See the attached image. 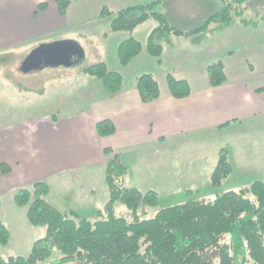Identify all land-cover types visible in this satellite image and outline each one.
Segmentation results:
<instances>
[{"label": "rangeland", "instance_id": "rangeland-1", "mask_svg": "<svg viewBox=\"0 0 264 264\" xmlns=\"http://www.w3.org/2000/svg\"><path fill=\"white\" fill-rule=\"evenodd\" d=\"M150 1L152 0H88V4L81 12L85 15L91 32L84 36L76 35L72 31L69 33L71 43L76 44L81 51L80 55L71 56L70 66L51 65L33 69L29 73H22L19 70L16 73L13 71V66L14 69L20 67L21 54L23 55L19 47L15 48L17 50L1 51L0 117H5L7 120L3 121L0 118V124L12 122L10 120L17 118H30L32 115L56 114L63 118L72 112L86 109L98 96L95 86L100 82L93 76L82 74L81 68L104 62L109 70L119 72L120 64H117L116 47L124 35L134 36L143 47L130 63V67L127 70H120L126 87L134 86L137 76L152 72L159 89L163 91L168 88L167 79L163 74L168 70L167 73L170 72L174 77H187L189 74L190 84L192 88H195L197 82L192 78L193 74L198 75V72L187 73L195 66L201 67L202 64L209 65L220 60L222 63H227L226 72L229 78L235 76L239 78L245 75L244 65L248 68L250 63L253 66V72L248 77L254 84L260 86L257 88L259 90L256 89L258 93L251 96V101L260 110L261 115L239 123L229 119L230 124L227 126L199 129L208 126L210 122L216 123L220 115L230 118L231 115L227 112L231 111L228 110L230 108L238 111L243 101L236 92L219 93L203 105L189 104L174 107L175 110L170 113L172 125L165 126L167 135L165 142L153 144L147 148L141 147L135 150L132 148L120 154L121 162L128 169L124 185L137 187L142 191L151 189L157 191L160 197L159 206L165 207L196 197L212 198L222 191L248 186L256 180L264 181V18L260 19L264 17V0H247L246 2L245 16L249 20L258 21L259 26L255 29L242 26L239 17L233 14L232 19L224 24H210L208 28L212 33L210 37L194 38L192 36L193 38L182 40L195 46L191 47L188 43L181 41L169 52L166 45L173 42L174 35L165 33L159 39L165 47L163 66L160 68L157 65V59L149 56L144 46L147 33L152 30L153 25L157 24L154 19L140 24V27H136L131 32L132 34L120 31L105 36V33L109 31V22L103 17L99 18L102 4L109 8V4L114 7L132 6ZM177 1L179 4L176 3ZM79 2L80 0H73L74 6L77 7ZM218 5L219 0H163L159 9L164 13L167 12L172 21L174 18L180 19L184 22L183 24L191 25L214 12ZM151 23L152 27H150ZM38 46L35 45L28 50L32 51ZM185 50L189 52L188 57L182 56L180 52ZM177 54L178 58L181 57L180 59L184 60L179 61L176 56V63H174V57ZM245 59L248 60L247 63ZM233 62H239L240 66L233 65ZM172 65L175 66L171 67ZM203 113H206L208 118L202 117ZM211 113L215 114L213 118L210 117ZM196 127L198 128L193 129ZM222 148L227 150L232 171L219 186L213 187L210 177ZM99 169L101 168L88 170L94 178L95 192L92 196L83 193L81 200L78 197L81 203L75 210L81 216L93 217L97 211L104 213L108 201V188L103 174L104 169L102 171ZM76 177L77 175L64 176V178H57L54 184H51L53 192L48 196V200L59 210L65 209L62 205L65 202L58 199L63 192H67L68 199L71 197V200H74V195L80 191L79 179ZM76 196L79 195L76 194ZM68 206H76V204L71 203ZM146 209L149 213L145 215V218L154 215V209ZM127 212L123 204L119 202L115 204L113 211L115 215ZM0 221L4 222L10 231L9 243L6 246L0 245L1 256H25L29 253L34 241L45 236L44 226L31 225L26 218V208L16 205L9 195H0ZM61 257V253L54 249L48 259L38 264L61 261ZM62 263L74 264V260L65 259Z\"/></svg>", "mask_w": 264, "mask_h": 264}, {"label": "trees", "instance_id": "trees-1", "mask_svg": "<svg viewBox=\"0 0 264 264\" xmlns=\"http://www.w3.org/2000/svg\"><path fill=\"white\" fill-rule=\"evenodd\" d=\"M163 0L126 6L116 11L103 5L99 15L109 19V32H129L143 22L154 19L157 24L148 33L145 49L149 56L160 61L163 46L159 39L165 33L187 37L205 31L212 23H226L232 15L246 28H257L258 21L245 16L247 0H219L217 9L203 18L194 28L183 30L171 24L159 9ZM60 15H65L70 0H56ZM46 7L45 2L38 10ZM261 17L260 19H263ZM142 43L129 36L118 43L117 61L127 66L141 51ZM209 84L226 82L223 63L219 60L207 65ZM99 80L109 95L122 85V75L111 71L104 62L81 68ZM169 94L185 98L190 94L186 79L167 74ZM134 87L142 102H150L160 95L159 85L151 73L136 77ZM259 90V89H257ZM100 137L112 135L115 125L109 119L96 123ZM107 163L104 171L108 201L104 213L93 217L81 216L74 210H59L49 202V185L37 181L29 187L15 190L13 202L26 208L27 221L33 226H44L45 236L37 239L29 253L0 255V264H38L48 259L53 250L61 253L62 260L73 259L74 264H264V181L256 180L248 186L226 190L212 198L196 197L185 202L160 207L159 194L151 189L142 191L124 185L127 166L112 148L104 149ZM9 164L0 161V173H9ZM232 171L227 150L222 148L210 177L213 187L219 186ZM123 204L128 212L115 215V204ZM146 208L154 209L148 215ZM10 240L7 225L0 221V245Z\"/></svg>", "mask_w": 264, "mask_h": 264}, {"label": "crops", "instance_id": "crops-1", "mask_svg": "<svg viewBox=\"0 0 264 264\" xmlns=\"http://www.w3.org/2000/svg\"><path fill=\"white\" fill-rule=\"evenodd\" d=\"M41 2H45L46 7L43 10H38V5ZM78 4L76 7L73 4V0H70L66 14L60 15L56 0H0V52L10 51L18 46L20 53H23V55L21 54L20 62L22 63L31 52L28 48L32 49L33 46H38L42 43L51 44L54 41L71 42L69 35L71 31L79 36H84L88 32L90 33L89 23L81 12L84 6L88 4V0H80ZM109 5V9L112 11L129 6L119 5L114 7L111 4ZM102 6L103 4L100 8ZM165 14L172 25L183 30L194 28L206 17L204 16L195 22V24H191L195 26H191L183 24L184 22H181L180 19L174 18L172 21L168 13L165 12ZM99 18L102 19V17ZM104 19H107L109 22L108 18ZM152 25L151 23L150 27ZM155 26L153 25V28ZM107 32L105 36L112 34ZM211 34V31L208 29L207 31L205 30L187 37L174 35L173 42L166 45L168 46L167 52L182 40H188L192 36L194 38H208ZM127 37L129 35H124L121 39L123 40ZM28 45L31 46L28 47ZM189 45L191 47L195 46L192 43ZM180 52L182 56H189L187 50ZM164 53L165 47H163L160 61L157 62L159 68L163 66L162 58ZM176 56L179 61L184 60L180 59L181 57L178 58L177 54L174 57V63H176ZM244 61L247 63L248 60L245 59ZM130 63L124 67L119 65V72L120 70H127L130 67ZM226 65L227 63L223 62L224 72L227 74ZM233 65L240 66L239 62ZM173 66L175 65L171 67ZM200 66H195L191 71L187 72H198V75L193 74L192 78L197 82L195 88H192L190 84L189 79L191 78H189V74L187 77H175L177 79L184 78L189 83L191 91L189 96L185 98L172 97L167 88L163 91L159 89V97L145 103L142 102L135 87L133 85L126 87L122 79L120 89L113 95L107 94L101 88L100 83H96L95 88L98 96L89 106L86 109L72 112L63 118L58 117L56 114L46 116L32 115L30 118H17L10 120L12 122L0 124V161L9 164L11 167L9 173H0V195H9V198L11 197V200H13L15 190L29 187L37 181H44L49 185L48 196H50L53 192L51 184H54L57 178L77 175L76 178L79 179L80 191L76 192V194L79 196L75 194L74 200H71V197L68 199L67 192L65 191L58 198L62 202H65L62 204L65 206V209L60 210L76 211L75 208L81 203L80 200L83 199L82 194L85 193L92 196L95 192L94 178L88 170L101 168L99 169L100 171L103 169L105 171L107 157L104 149L110 147L120 157L123 151L132 148L134 150L141 147L147 148L150 145L165 142L167 140L165 126L172 125L170 113L175 110L174 107H182L189 104L203 105L208 99L219 93L236 92L239 97L241 96L240 99L243 101L240 109L236 111L230 108L228 110L231 111H227L231 115L230 118L220 115L216 123L213 122L211 124L210 122L208 126L199 129L227 126L230 124L229 119L235 123H239L253 118V116L261 115L260 110L251 101V96L258 93L256 89L260 86L254 84L248 77L253 72V66L250 63H248V68L244 65L245 75L239 78L238 76L229 78L227 74L226 82L217 86L209 84L207 65L202 64ZM17 70L22 73L32 71L24 72L20 70V67H15L14 69L13 66V71L17 73ZM167 71L163 73L166 79L167 74L170 73H167ZM201 116L208 118L206 113H203ZM214 116L215 114L211 113L210 117L213 118ZM0 118L3 121L7 120L5 117ZM103 119H109L115 125V132L112 135L106 137L98 135L96 123ZM180 132L183 134V130ZM61 182L66 183L67 181ZM78 197H80V200H78ZM71 203H75L76 206H68ZM53 205L55 206V204ZM55 207L57 208V206ZM59 207L61 208L60 204Z\"/></svg>", "mask_w": 264, "mask_h": 264}, {"label": "water", "instance_id": "water-1", "mask_svg": "<svg viewBox=\"0 0 264 264\" xmlns=\"http://www.w3.org/2000/svg\"><path fill=\"white\" fill-rule=\"evenodd\" d=\"M80 54L81 51L79 47L71 42H54L46 45H39L22 61L20 70L27 72L51 65L70 66L72 63L71 56H78Z\"/></svg>", "mask_w": 264, "mask_h": 264}]
</instances>
